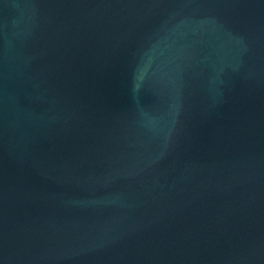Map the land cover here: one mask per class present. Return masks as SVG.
Wrapping results in <instances>:
<instances>
[{
    "label": "water",
    "instance_id": "water-1",
    "mask_svg": "<svg viewBox=\"0 0 264 264\" xmlns=\"http://www.w3.org/2000/svg\"><path fill=\"white\" fill-rule=\"evenodd\" d=\"M0 264H264V0H0Z\"/></svg>",
    "mask_w": 264,
    "mask_h": 264
}]
</instances>
